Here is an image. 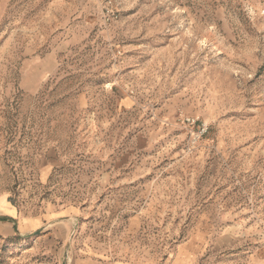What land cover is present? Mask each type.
I'll list each match as a JSON object with an SVG mask.
<instances>
[{
  "label": "rangeland",
  "instance_id": "obj_1",
  "mask_svg": "<svg viewBox=\"0 0 264 264\" xmlns=\"http://www.w3.org/2000/svg\"><path fill=\"white\" fill-rule=\"evenodd\" d=\"M0 218V264H264V0H0Z\"/></svg>",
  "mask_w": 264,
  "mask_h": 264
},
{
  "label": "crops",
  "instance_id": "obj_2",
  "mask_svg": "<svg viewBox=\"0 0 264 264\" xmlns=\"http://www.w3.org/2000/svg\"><path fill=\"white\" fill-rule=\"evenodd\" d=\"M3 207L6 208V206H3ZM11 208H12V207H11ZM3 211H4V210H3ZM14 211H15L14 214L17 213L16 210H14ZM5 212H6V211H5ZM10 212H12V210H10ZM59 212H63V210L56 211V214H57L56 216H58V213H59ZM14 214H11V213H5L6 216H10V217H13ZM31 219L36 220L35 218H31ZM28 226H32V225H31V224H28ZM97 264H126V263H124V262H119V261H118V262H112V263H97Z\"/></svg>",
  "mask_w": 264,
  "mask_h": 264
},
{
  "label": "trees",
  "instance_id": "obj_3",
  "mask_svg": "<svg viewBox=\"0 0 264 264\" xmlns=\"http://www.w3.org/2000/svg\"><path fill=\"white\" fill-rule=\"evenodd\" d=\"M7 219L6 218H0V221H6Z\"/></svg>",
  "mask_w": 264,
  "mask_h": 264
}]
</instances>
